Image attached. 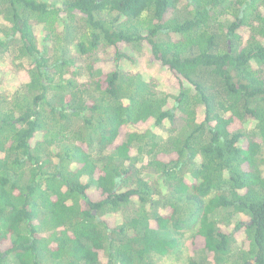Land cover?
<instances>
[{"label":"trees","instance_id":"1","mask_svg":"<svg viewBox=\"0 0 264 264\" xmlns=\"http://www.w3.org/2000/svg\"><path fill=\"white\" fill-rule=\"evenodd\" d=\"M0 18L29 79L0 92V264H155L187 233L186 264H264V0H0Z\"/></svg>","mask_w":264,"mask_h":264},{"label":"rangeland","instance_id":"2","mask_svg":"<svg viewBox=\"0 0 264 264\" xmlns=\"http://www.w3.org/2000/svg\"><path fill=\"white\" fill-rule=\"evenodd\" d=\"M56 1V0H53ZM5 28V22L0 18V28ZM3 28V29H4ZM39 28V27H38ZM40 29V28H39ZM38 35V42L39 47H43L44 41H43V33L42 31H37ZM73 56H77L75 47L71 46ZM129 51V49H126ZM17 50L12 45L10 47V50L7 54H3L0 57V92L5 93L7 95H13V93L17 90V88L26 83L28 79V73L25 71V68L22 70L20 68V64L18 60H15V55ZM132 54L137 57V63L136 67L139 71L143 72V74L148 78L155 79L158 90L162 92H169V93H177L179 91V86L177 81L173 79V75L166 69H164L161 64L158 61L150 62L149 54L147 50L140 51L137 48H133L131 50ZM150 62V63H149ZM24 63V67L28 66V61L24 60L22 61ZM84 65V64H83ZM124 68H131L133 66L129 61L125 62ZM130 66V67H129ZM82 75H86L87 72L82 71ZM202 114L200 116V119H202ZM249 125H252V121H248ZM151 124L146 125L145 127H150ZM166 135H161L159 137V142L161 145H164L168 140L167 138H163ZM168 137V136H167ZM164 147V146H161ZM148 149L146 148L144 150V153H146ZM262 156L264 158V151L262 153ZM241 219H244L245 217L240 216ZM115 219V218H111ZM185 247L183 248L182 254L178 258H169V260H155V264H186V260L189 257H198V253L195 249V242H192V239L190 238V234L187 233L185 235L184 239ZM52 260L49 258V260H46V262H51ZM57 264V263H55ZM58 264H65L63 262H60Z\"/></svg>","mask_w":264,"mask_h":264}]
</instances>
